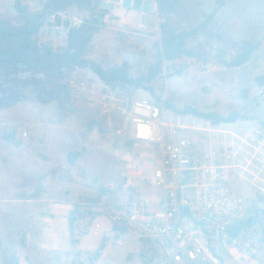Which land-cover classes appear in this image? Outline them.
Returning <instances> with one entry per match:
<instances>
[{
	"label": "rangeland",
	"instance_id": "374dc122",
	"mask_svg": "<svg viewBox=\"0 0 264 264\" xmlns=\"http://www.w3.org/2000/svg\"><path fill=\"white\" fill-rule=\"evenodd\" d=\"M14 1L0 0V16L19 22ZM19 1L29 12L39 9L38 0ZM179 1V7L168 13L157 6L154 10L151 0H143L139 9L134 8V0H112L113 8L103 9V26L94 35L87 58L105 69L125 63L129 75L136 78L154 63L162 26L166 31H191L185 46L193 57L165 61L147 85L153 95L129 84L116 87L115 95L159 106L164 120L174 125L167 130L170 140L184 138L204 149L218 146L234 151L231 165L236 166V174L230 186L257 214L264 189V84L257 79L264 75V0ZM99 7L83 13L72 8L67 13L100 17ZM140 12L153 15L151 22L158 23L159 34L138 27ZM66 32L42 29L39 39L58 48L64 45ZM244 41L258 43L248 62L224 66L222 61L233 60ZM72 78L91 82L97 92L107 90L89 69L0 74V201L6 202L4 207L24 210L23 215H0V264H11L14 252L22 247L42 264H91V253H98L100 264H134L133 257L144 247L129 231L116 234L103 216L99 225L97 220L89 221L81 237L70 223L84 209L114 201L125 175L158 159L155 147L130 138L120 111L104 112L89 104L88 97L95 94L71 97L59 108L56 95ZM186 106L203 114L237 113L244 118L213 122L182 114ZM21 131L27 138H21ZM75 152L77 157L70 163L68 153ZM157 192L144 190L151 197ZM96 199L97 204L89 202Z\"/></svg>",
	"mask_w": 264,
	"mask_h": 264
},
{
	"label": "built area",
	"instance_id": "2783aa9c",
	"mask_svg": "<svg viewBox=\"0 0 264 264\" xmlns=\"http://www.w3.org/2000/svg\"><path fill=\"white\" fill-rule=\"evenodd\" d=\"M152 17L140 12L137 25L159 34ZM84 23L76 13L54 12L45 16L41 27L60 33ZM68 87L72 97L95 94L88 97L89 104L104 112L120 111L130 138L150 144L158 154L157 162L126 175L114 201L99 202L71 219L78 237L92 217H106L144 243L139 264H233L232 250L248 253L264 248V189L263 206L254 214L248 200L230 186L236 174V166L231 165L234 151L218 146L204 149L184 138L170 140L167 130L174 125L164 120L159 106L145 99L123 100L115 95L116 89L106 86L107 90L97 92L95 85L84 79H69ZM20 136L27 138L26 131ZM150 188L158 190L152 197L144 193ZM97 255L90 254L91 264L97 262Z\"/></svg>",
	"mask_w": 264,
	"mask_h": 264
},
{
	"label": "trees",
	"instance_id": "16d2710c",
	"mask_svg": "<svg viewBox=\"0 0 264 264\" xmlns=\"http://www.w3.org/2000/svg\"><path fill=\"white\" fill-rule=\"evenodd\" d=\"M100 2L101 0H38L39 9L29 12L27 7L21 5L19 0H15L14 8L20 16V21L13 22L0 16V74L5 70H33L40 73L57 74L62 70L71 68L89 69L104 86L110 89L129 84L136 88L143 87L153 95L151 87L147 85H150L151 81L161 72L165 61H174L184 56L193 57V54L185 46L186 40L192 35V32L166 31L165 26H162L164 33L161 38L159 52L154 63L150 65L144 75L133 78L127 72V68L122 65L107 69L103 68L99 63L87 58L93 37L103 26V23L100 22V18L105 14L103 9H100V17L91 13L90 17H84L85 23L82 27L67 31L63 46L55 48L48 41H40L42 20L47 14L54 12L67 13L72 8L79 13H83L93 7L98 8ZM218 3L222 4L223 0ZM155 4L158 9L172 13L179 7L180 1L155 0ZM210 18L211 16L205 22H202L201 26H204ZM257 47L258 43L244 41L241 51L236 57L231 61H222V64L229 68L239 67L248 62L250 55ZM257 79L261 84H264V75L259 76ZM71 97L72 93L66 82L62 86L61 92L56 95L59 108L69 103ZM156 100L160 101V98L158 97ZM180 112L182 114L192 113L206 120L219 123H232L243 117L237 113H231L227 116L215 112L203 114L189 106H186ZM261 125L264 126V123ZM75 157H77L76 152L69 153L70 162ZM125 182L126 178L123 177L120 186ZM89 202L97 204L99 201L96 199ZM241 223L240 221L239 224L241 225ZM114 227L116 231L124 230ZM234 233L236 232L234 231Z\"/></svg>",
	"mask_w": 264,
	"mask_h": 264
},
{
	"label": "crops",
	"instance_id": "0c3cea01",
	"mask_svg": "<svg viewBox=\"0 0 264 264\" xmlns=\"http://www.w3.org/2000/svg\"><path fill=\"white\" fill-rule=\"evenodd\" d=\"M142 1L143 0L134 1V3H133L134 8L139 9L141 7ZM151 1L154 3V10H155L156 9L155 0H151ZM100 7L102 9H105L108 11L111 10L113 8L112 0H101ZM68 157H69V153H68ZM69 162H70V160H69ZM125 178H126V175H125ZM76 185L77 184H75V186ZM76 188H77V186L75 187V189ZM67 192L68 191L66 190V193ZM7 203L9 204V200L7 201ZM76 203H75V205H76ZM4 204H6V202L0 201V215H23L24 214V210H20V209L16 210L13 208L4 207V206H2ZM100 218H101V216H95V217H92V219H90V221L91 220H97L96 224L99 225V223H100L99 219ZM108 222L110 223V226H111L112 230L114 231L115 227H114L113 223H111L109 220H108ZM70 223H71V220H70ZM88 225H89V223H88ZM123 231H125V230H123ZM123 231H116L115 230V233L121 234V232H123ZM14 253H15V255L11 259V264H19L22 261H28L30 264H42L39 261L38 257L30 256L28 254L27 250L23 247L16 250ZM231 253H232L231 260H232L233 264H246V263L250 264V262H252V261L256 262L257 264H264V248L258 250L257 252L243 253V252H237L235 250H232ZM133 262H134V264H139L138 256L133 257ZM95 264H100V263L97 261Z\"/></svg>",
	"mask_w": 264,
	"mask_h": 264
},
{
	"label": "water",
	"instance_id": "95a60500",
	"mask_svg": "<svg viewBox=\"0 0 264 264\" xmlns=\"http://www.w3.org/2000/svg\"><path fill=\"white\" fill-rule=\"evenodd\" d=\"M122 66H123V67H126V64H125V63H123V64H122Z\"/></svg>",
	"mask_w": 264,
	"mask_h": 264
}]
</instances>
